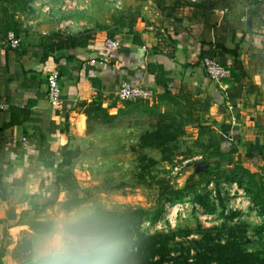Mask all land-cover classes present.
<instances>
[{
  "label": "crops",
  "instance_id": "0c3cea01",
  "mask_svg": "<svg viewBox=\"0 0 264 264\" xmlns=\"http://www.w3.org/2000/svg\"><path fill=\"white\" fill-rule=\"evenodd\" d=\"M7 34L0 26V101L5 104L0 106V230L14 238L12 261L16 244L30 229L27 223L53 210L65 212L60 202L69 193H54L55 167L65 144L83 149L76 131L82 120L79 103L110 102L123 80L152 87L158 95L195 96L215 129L216 146L235 150L234 162L264 168V1L227 11L179 4L170 14L140 18L112 37L120 41L116 50L106 48L108 37L101 33L85 38L83 46L53 50L36 43L34 35L17 33L21 43L12 48ZM204 56L230 66L232 78L222 83L210 78ZM52 70L62 86L58 108L47 98Z\"/></svg>",
  "mask_w": 264,
  "mask_h": 264
},
{
  "label": "rangeland",
  "instance_id": "374dc122",
  "mask_svg": "<svg viewBox=\"0 0 264 264\" xmlns=\"http://www.w3.org/2000/svg\"><path fill=\"white\" fill-rule=\"evenodd\" d=\"M262 1L0 0V26L17 35H34L36 43L50 49L57 45L58 36L92 39L101 33L114 37L140 18L170 14L186 2L227 11L234 5L246 8ZM79 113L82 120L77 124L81 127H76V131L83 137V149L71 168L79 185L76 192L86 197V203L79 208L92 212L98 208H143L151 212L163 207L161 219L168 206L177 211L175 226L158 228L157 221L145 219L141 230L150 234L173 233L171 245L179 252L190 248L193 254L199 251L196 245L204 250L206 247L198 242L206 229L217 227L215 237L227 239L228 233L224 229L220 233L219 229L226 226L235 227V235L242 237V248L264 253V233L257 232L264 215L248 191L256 184H264V168L256 170L240 161L214 160L215 129L195 96L190 95L188 101L180 93L170 91L146 100H93ZM157 129H168L173 137L162 147L143 145L141 136ZM177 190L182 191L181 197L169 201ZM197 195L204 196L215 211L208 212L195 200ZM233 211L236 216L226 218ZM60 213L59 209L48 213L42 224L30 221V229L25 232L44 230ZM36 237L32 240V258L38 260ZM13 242L11 232L0 230V251L5 250L0 264H19L10 257Z\"/></svg>",
  "mask_w": 264,
  "mask_h": 264
},
{
  "label": "trees",
  "instance_id": "16d2710c",
  "mask_svg": "<svg viewBox=\"0 0 264 264\" xmlns=\"http://www.w3.org/2000/svg\"><path fill=\"white\" fill-rule=\"evenodd\" d=\"M58 38L57 45L50 47L49 50L86 44L85 38L78 39L73 35L58 36ZM180 94L189 101L190 96L188 94L184 92ZM88 104L87 102H80V110L85 109ZM172 137L173 134H170L168 129H157L142 135L141 140L145 146L156 145L162 147ZM234 151H224L221 146L215 145L212 156L218 163L224 160L233 163L232 153ZM80 154L81 149L79 146L69 148V145L65 144L61 148V161L55 167L57 176L53 183L54 193L58 194L61 191L69 193L68 198L60 202V207L64 211L77 209L86 203V197L76 192L79 185L71 171L74 160ZM49 155L54 154L49 152ZM248 155L250 158L253 157L252 152ZM53 164L54 161L47 162L49 167ZM248 191L252 194L253 202L260 208V213L264 215V184H256L253 190L248 189ZM181 195L182 191H174L168 200H177ZM195 200L202 203L208 212L215 211V207L210 205L204 196L197 195ZM56 202V199L50 201L51 204ZM162 209L163 207H158L157 211L150 212L143 208L126 210L98 208L93 211L97 216L111 221L116 226L121 246L120 264H264V253L241 247L239 238L242 237L235 235V227L226 228V226H221L219 228L220 233H224L221 232L222 229L228 233L227 239L224 240L215 237V232L218 231L217 227L206 229L204 233L202 232L201 240L198 242L200 246L206 247L204 250L201 251L196 245L199 251L196 250L193 254L191 253L193 250L190 248L185 253L179 252L171 245V241L175 236L173 233L158 232L150 234L141 230L142 222L145 219L150 220L152 223L157 221L162 215ZM236 214L237 212L233 211L230 215L226 214V218L228 216L231 219ZM34 222L42 224L40 222H44V220H35ZM257 230L258 233H264V223ZM40 232V230H34L32 234ZM32 234L25 232L13 250V259L19 264H43L42 260H33L32 258V236H29ZM176 250L179 252L178 255H176ZM4 254L5 250L0 251V257Z\"/></svg>",
  "mask_w": 264,
  "mask_h": 264
},
{
  "label": "clouds",
  "instance_id": "9594fccd",
  "mask_svg": "<svg viewBox=\"0 0 264 264\" xmlns=\"http://www.w3.org/2000/svg\"><path fill=\"white\" fill-rule=\"evenodd\" d=\"M43 264H120L116 226L87 208L55 216L36 237Z\"/></svg>",
  "mask_w": 264,
  "mask_h": 264
},
{
  "label": "built area",
  "instance_id": "2783aa9c",
  "mask_svg": "<svg viewBox=\"0 0 264 264\" xmlns=\"http://www.w3.org/2000/svg\"><path fill=\"white\" fill-rule=\"evenodd\" d=\"M7 41L12 48L19 47L21 40L20 38L13 32L9 31L7 34ZM106 48L108 50H116L119 45L120 41L117 38L108 37L105 41ZM202 65L206 74L215 80L216 82L222 83L228 79L232 78V69L228 65L222 64L217 59L204 56L201 59ZM46 91H47V98L50 106L52 108H58L63 103L62 97V86L59 80V74L57 70H52L48 73L46 78ZM155 95V90L152 87L144 86V85H137L133 84L127 80H123L118 89L115 92V97L120 101H128V100H146L151 99ZM5 104L0 101V106H4ZM23 140H26V137H23ZM194 209H198V205H193ZM167 210L163 215V219L159 218L157 220L156 226L158 228L167 227L171 225V227L175 226V221L177 218V211L170 210V207H166Z\"/></svg>",
  "mask_w": 264,
  "mask_h": 264
}]
</instances>
